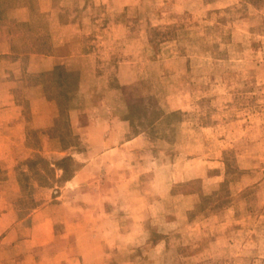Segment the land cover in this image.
Listing matches in <instances>:
<instances>
[{
    "label": "rangeland",
    "instance_id": "obj_1",
    "mask_svg": "<svg viewBox=\"0 0 264 264\" xmlns=\"http://www.w3.org/2000/svg\"><path fill=\"white\" fill-rule=\"evenodd\" d=\"M56 1L60 21L80 22L74 51L92 58L61 65L64 105L53 82L10 69L25 121L23 146L9 143L22 224L41 208L55 230L103 232L106 264H264V0ZM14 2L0 0V28L24 39L8 42L12 56L48 47L55 17L24 0L29 21H15ZM113 130L116 151L97 153ZM83 164L89 181L66 187Z\"/></svg>",
    "mask_w": 264,
    "mask_h": 264
},
{
    "label": "crops",
    "instance_id": "obj_2",
    "mask_svg": "<svg viewBox=\"0 0 264 264\" xmlns=\"http://www.w3.org/2000/svg\"><path fill=\"white\" fill-rule=\"evenodd\" d=\"M131 2L132 0H81L78 8L90 10L93 3H106L109 9L120 10ZM14 3L11 7L13 11L11 18L15 21H29V8L24 0H15ZM34 8L40 13H51L55 17L48 19L46 24L47 31H49V33L46 32L47 39L50 42L48 47L43 48L36 45L35 49L25 51L24 57H22L23 54L18 53L12 56L8 42L11 38L19 42H23L24 39L19 37V32H14L11 36L5 25L0 28V170H5V177H0V264H106L103 241L108 240L100 235L103 232L89 234V229L84 226L80 227L77 222L75 225L70 223L65 225L61 231L55 230V217L47 214V209L41 208H35L29 213L31 221L24 225L22 222L25 218L21 219L20 210L13 206L12 201L16 197L19 198L20 187L26 185V182L19 177V159L10 156L9 143H13L11 138L16 139L17 137L20 139L19 145L23 146L25 121L21 113V104L14 97L15 81L8 78L10 69L14 72L13 75L22 78L25 74L23 71L36 75L52 71L59 65L70 71L75 66L76 60L92 58L89 52L74 51L72 43L75 31L81 26L80 22L72 19L60 21L55 10L59 11L61 7L57 5L56 0H34ZM85 20L87 25L91 26L87 31L90 33L98 22L91 16ZM106 27L115 34L120 30L121 25L120 22L116 23L113 20L107 23ZM56 30L60 33H55ZM34 32L37 38L41 34L37 28ZM25 57L27 58L26 66L22 61ZM3 59L8 61L7 65L3 64ZM84 69L83 66L80 71L82 75ZM17 77L15 78L21 81ZM40 85L43 84L37 83L36 86L40 87ZM44 99L41 98V100ZM39 127L47 128L45 124ZM16 129L19 133H14ZM113 134H115L114 130L103 133L105 139L101 141L97 153L105 154L116 151L117 146H113L110 140ZM45 138L53 137L46 135ZM88 169L89 164H83L77 173L65 182V186L74 188L84 185L89 181ZM33 185L38 186L39 184L34 181ZM9 187L13 190L12 195L9 193L11 190ZM11 196L14 198L10 199ZM91 251H93L92 254Z\"/></svg>",
    "mask_w": 264,
    "mask_h": 264
},
{
    "label": "trees",
    "instance_id": "obj_3",
    "mask_svg": "<svg viewBox=\"0 0 264 264\" xmlns=\"http://www.w3.org/2000/svg\"><path fill=\"white\" fill-rule=\"evenodd\" d=\"M30 75H32V74H28V76H30ZM66 75H67L66 71H64L62 69L61 65L56 66L52 71H48L45 73H38L36 75L33 74V76L35 78L39 79L38 83L43 84V86L47 85L48 82H53V86H52L53 88L52 89L53 90L55 89L54 90L55 92H52V93H54L55 96L59 97L61 104H63L65 100L72 98V95L68 90V85L65 84L66 79H67ZM63 108H64V106H62L61 112L63 111L62 110ZM60 116H61V114H60ZM58 118H60V117H58ZM64 160H65V158L62 159V161H64ZM61 168H62L63 172L66 171V169L64 167H61Z\"/></svg>",
    "mask_w": 264,
    "mask_h": 264
}]
</instances>
